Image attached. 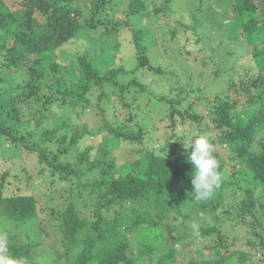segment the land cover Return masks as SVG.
Listing matches in <instances>:
<instances>
[{"label":"trees","instance_id":"obj_1","mask_svg":"<svg viewBox=\"0 0 264 264\" xmlns=\"http://www.w3.org/2000/svg\"><path fill=\"white\" fill-rule=\"evenodd\" d=\"M217 1L221 5L220 11L227 10L231 21L225 24L224 21L212 24V28L222 34L223 39L220 41L217 39L216 43L205 42L206 37L214 35L211 32L212 36L204 35L201 32L202 28L195 23L189 32H192L196 46L190 50L198 48V56L193 55L191 51L185 53L187 58L185 60L190 61V66L185 65L183 69L187 84L180 85L182 72H174L179 79L176 91L173 90L174 97L160 98V102L166 108V116L173 125L176 115L181 122L189 119L197 124L200 132L211 128L214 138L208 135L209 141L218 142L232 155L229 162H224L218 153L213 152V156L219 162L218 172L222 183L209 200L197 202L192 193L193 169L186 159L191 145L187 153L180 156L160 154L159 152L167 150V144L159 152L150 148L138 150L139 156L133 163L120 161L118 157H109L110 152L104 146L97 156L94 154L96 151L94 144L84 147L82 151L76 146L84 134L96 136L101 128H106L117 141L142 144L146 139L145 129L138 124H135L137 128L135 132L132 127L125 124L117 128L111 126L104 119L102 104L113 95L112 92L109 95V87L118 88L120 98L122 94L131 91L134 93L135 89L143 95L149 88L137 78L128 82L121 81L118 77L125 74L123 67L99 73L87 59L88 51L85 45V38L92 32L98 37L117 36L122 29H128L132 32V41L138 54L134 71L146 67V70L161 75L163 68L153 66L144 54V48L140 44L142 32L133 31L130 24L132 18L143 13L144 1L127 0L125 20H113L109 19L108 14L112 11L110 5L112 0H0V103L4 102L11 107L8 113L16 118L17 126L26 124L31 128L26 135L17 137L15 128L0 122V135L8 137L12 143L21 142L24 150L36 153L39 163L48 162L53 175L59 177L60 181L75 183L78 191L87 189L89 195L93 196L90 200L96 217L93 221L88 222L80 218L73 204L66 210L56 213L63 227L67 264H134L135 259L128 255L133 246L126 237L127 232L136 235L137 255L146 258L147 264L152 263L149 255L154 256L156 253L157 264H177L175 250L168 247L161 233L155 231L157 223L153 218L156 217L160 221L168 216V211L179 212L181 206L179 198L194 202L195 206L198 205L200 210L207 213V217H214L218 223L210 225L198 221L196 216L187 214L179 216L184 224L180 223V227L172 228L171 231L175 233H171L174 236L171 240L184 243L186 247L197 239L208 237L212 241L210 243L206 240V244L201 247L207 252V257H204L202 252L201 255L193 253L187 264H233L229 262V258L232 257L237 260L235 264H256L251 261L248 252L234 255L235 253L228 249L221 252L219 247L214 245V240H218L220 247L226 248L222 244L225 243L226 234L221 232V225L225 223L232 227L250 224L253 229L257 228L251 235L259 238V245L250 241L248 244L253 250H261L260 255L264 260V230L256 218V208L264 209V74H262L264 47L258 49V45H264V5L259 7L256 0ZM171 2L172 0H164L153 14L158 16L164 13L171 18L172 11L168 6ZM15 13H20L22 19H17ZM218 15L221 19L225 16ZM36 16L43 17L45 21L43 31L37 35ZM100 26H103L102 30ZM171 34L176 35V32L173 31ZM81 35L86 37L80 38ZM188 40L189 38L186 42ZM80 41H84L85 48L73 60L60 55L62 47ZM219 43L227 45L225 50L220 52ZM234 45L239 50L234 51ZM223 55L231 58L234 65L240 68L236 70L235 67L227 65L226 67L219 58ZM32 56L35 58L31 60ZM246 56L247 59L244 58ZM254 73L257 75L258 86L255 85L256 79L250 81ZM223 75L229 77L228 89L240 92L242 100L234 101L230 96L221 97L216 94L213 99L215 104H208V119L198 111L191 112L193 103L189 99V92L195 94L194 99H207L206 91L209 90V86L223 78ZM186 100L190 103L183 106ZM23 106L32 110L21 111ZM53 106L61 113L87 112L93 120V126L83 124L80 130L73 129L72 133L65 131L61 140L57 141V153L49 158L47 147L40 148L35 144L34 130H37L44 121V112ZM138 108L137 106L134 108L135 113L131 111L129 121H132L131 115L137 117ZM129 109L131 110L130 106ZM95 115L99 118L98 121L94 118ZM64 129L62 126L61 130ZM57 131L60 130L41 132L40 137L52 142ZM200 132L192 137L193 141L201 135ZM31 141L33 142L29 144ZM71 148L77 150L74 165L62 158V155L65 156ZM236 161H241L251 174L252 186L248 189H244L242 180L237 178ZM81 165L85 167L81 169ZM11 173L12 170L7 169L1 177L0 215L19 227L36 220L38 202L32 192H21L20 188L13 186L16 178ZM225 175L226 179L223 178ZM85 177L87 180L82 181ZM227 189L231 192L228 193ZM73 191V187H70V192ZM238 194L241 196L238 206L217 214L226 195L234 197ZM158 201L165 205L163 209L159 210ZM134 204L144 207L145 212L134 220L131 219L132 222L127 220L128 215L122 211H118L116 217L102 215L111 208H115L116 211L130 208ZM158 211L161 212L159 216ZM246 215L255 219L256 224L246 223L243 220ZM193 223L199 224L198 235L192 228ZM8 239L11 241L9 245L11 254L30 264L32 259L29 250L35 244H23L15 235ZM74 249L77 250L71 254Z\"/></svg>","mask_w":264,"mask_h":264},{"label":"rangeland","instance_id":"obj_2","mask_svg":"<svg viewBox=\"0 0 264 264\" xmlns=\"http://www.w3.org/2000/svg\"><path fill=\"white\" fill-rule=\"evenodd\" d=\"M143 1L145 4L143 13L132 18L130 24L133 31L142 32V40L140 41V44L144 48V54L153 66L160 67V69L163 68L161 75H158L151 70H146V67L134 71L138 61V54L132 41V32L128 31V29H122L117 36L110 35L98 37L92 32L89 34L90 38L84 35H81L80 38H87H85V45L88 51L86 57L92 62V65L99 73L102 74L111 69L123 67L125 69V74L118 77L121 81L128 82L133 80V78H137L149 88V91H144L143 95L135 89L134 93L131 91L122 94L120 98L118 88L109 87V95L111 92L113 95L111 97L108 96L110 98L105 99L102 104L104 108V119L106 122H109L111 126L117 128L119 125L125 124L130 128L132 127L135 132L137 129L135 128V124H138L145 129L146 139L142 144L117 141L111 136V133L106 128H101L100 130L95 128L96 130H99L96 133V136L84 134L85 136L77 143L76 146L79 151H82L84 147L94 144L96 146L94 154L97 156L101 151V147L104 146L107 147L110 152L109 157L114 156L118 157L120 161L133 163L139 156V153H137L138 150L150 148L159 152V150L167 144V150L159 152L160 154L180 156L187 153L188 147L192 145L193 142L192 137H195L196 134H199L200 132L196 127L197 124L192 123L189 119L181 122L176 115L174 116L173 125L166 116V108L162 102H160V98L168 96L169 99H172L174 97L175 91L178 87L177 82L179 81V79L173 74L174 72L179 73V71H181L182 73L180 75L179 84L182 86L187 84L183 69L185 65L190 66V61L185 60V53L186 51H191L190 49L196 46L195 40L192 36L193 34L191 31L189 32L190 28L197 23V25L202 28L201 32L204 35H208L210 32L214 35L213 37H206L204 41H212L213 43H216L217 39L220 41L223 37L221 36L222 34L217 33L215 28H212V24L214 25L216 22L221 21L222 23L224 21V24L231 22L230 17L228 16L229 14H227V10L220 11L221 5L218 4L217 0H172L168 5L172 11V17L169 18L164 13L159 14L158 16L153 14L154 10L159 8L164 0ZM256 2L259 7L264 5V0H256ZM110 5L112 11L108 13L109 19L125 20L124 14L127 10V0H112ZM147 13L151 15L147 16ZM15 14L17 19H22L20 13ZM218 14H225V16L221 19ZM44 23L45 21L43 17H35L36 35L43 31ZM99 28L102 30L103 26H100ZM173 31L176 32V35L171 34ZM211 34L210 36H212ZM187 38H189L188 42H186ZM219 45L220 52L227 47V45L222 43H219ZM263 47L264 45H258V49ZM84 48V41L72 45L68 44L67 46L62 47L63 50L60 51V55L62 57L68 56V58L73 60L74 57H77L83 52ZM215 50L216 45L214 46V51ZM233 50L235 51L239 49L237 47L235 48L234 45ZM191 52L193 55L198 56V48H194ZM34 58L35 57L32 56L31 60ZM219 58L223 60L225 66L235 67L236 70L240 68V66L234 65L233 60L227 55H223ZM244 58L247 59V56ZM196 61H198V58H196ZM262 74H264V72H262ZM256 76L257 75L254 73L250 78V81L253 82L256 79ZM228 79L229 77L223 75V78L214 81L212 85L209 86V90L206 91V94L208 95L207 99H194L195 94L190 91L189 99H191V102L193 103V111L191 112L196 113L198 111L208 119V104H215L213 99L216 94L221 95V97L230 96L234 101H241L242 96L240 92L230 91L228 89ZM189 82L192 83L191 81ZM258 84L259 83L256 79L255 85L258 86ZM170 89L172 90L171 92ZM189 103L190 102L186 100L183 102V106H186ZM129 106L131 110L129 109ZM136 106L139 107L137 109L138 115L137 117L131 115L132 121H129L128 118L131 111L135 113L134 108H136ZM238 107H240V105H238ZM178 108L181 109L180 106ZM28 109L32 110L29 107L23 106L21 111L27 112ZM10 110L11 107L6 103H0V122L15 128L14 130L16 131L15 134L17 137L26 135L27 131L31 128L26 124L21 127L17 126L16 118L8 113ZM239 110L240 109L238 108V111ZM33 113H35V110ZM25 117L27 118L28 116ZM43 117L44 121H42L41 126H39L37 130H34V142L40 148L47 147L49 158L51 155L57 153V141L61 140L62 134L65 131H71L72 133L73 129L74 131L80 130L82 129L83 124L88 127L93 126V120L87 112H78V114L77 112L74 113V111L70 114L61 113L56 106L48 108V110L44 112ZM94 118L96 121L99 119L96 115ZM62 126L65 128L64 131L61 130ZM54 129H59L60 131L56 132V137L52 142L40 137L41 132L47 130L52 131ZM21 130H23V132ZM200 133L201 135H209L211 138H214L211 128ZM32 142L33 141L29 144ZM210 143L213 145V152L218 153L224 162H229L232 157L229 151L218 142ZM76 151L77 150L71 148L65 156L62 155L63 160H67L74 165L76 163ZM235 164L236 169L238 170L237 178L242 180L244 189L250 188L252 186L251 174L241 161H236ZM83 167H85V165L80 166L81 169ZM7 169H11L12 173L15 175L16 179L13 183L14 187L17 186L20 188L21 192H32L38 202V214L36 220L32 223H26L19 227L14 226L5 216L0 215V231L6 232L8 237L15 235L17 240L21 243L23 242V244H35V246L29 250L32 259L30 264H67L65 251L66 241L64 240L63 227L60 219L57 218L56 213L66 210L70 204H73L80 218H84L88 222L93 221L96 219L93 213V208L90 204V200L93 196L89 195L87 189L78 191L77 188H75V183L70 181H60L59 177L53 175L51 165L48 162L39 163L36 153H29L24 150L21 142L12 143L8 137L0 135V181L3 172ZM12 173L11 175H13ZM223 178L226 179L227 175ZM86 180V177L82 179V181ZM70 187H73V192H70ZM227 192L230 193V189H227ZM4 194L6 193L4 192ZM179 200L181 203L179 212H176V210L168 211V216H165L163 220L159 221L154 217L153 221L157 223L155 231L161 233L165 243L168 244V247L175 250L177 264H187L188 260L192 258L193 253L201 255L202 252L204 257H207V252L201 247L206 244V240H209L210 243H212V241L208 237L202 238V240L197 239L192 245L190 244L186 247L184 243L180 244L171 240L175 233L171 231L173 230L172 228L180 227V223L184 224L179 216L181 214H187L188 216H196L198 221L206 224L210 223V225H212L218 223L215 222L214 217H207V213L202 209L200 210L198 205L195 206L194 202L187 200L184 201L182 198H179ZM240 201V194L235 195L234 197H228V195H226L223 203L219 206L217 214H222L223 211L230 207L238 206ZM157 205L159 210L165 207L162 201H158ZM133 210L135 211L132 212ZM118 211H122L128 215L127 220L131 221V219L134 220L139 215H143L145 209L144 207L134 204L131 205L130 208H122L116 211L115 208H111L108 212L102 213V215L103 217H116ZM160 214L161 212L158 211V216ZM263 217L264 209L260 210L257 207L256 218L259 221L261 228L264 230ZM243 220L246 223L256 224V220L249 215L244 216ZM221 226V232L223 231L226 234L225 243H222L226 248L220 247V242L214 240V245L218 246L221 252H223L224 249H228L232 253L234 252V255L241 252H248L251 261L256 264H264L263 257L260 255L261 250H253L252 246L248 244V241H250L257 246L259 245V238L251 235V232L256 231L257 228L253 229L250 224L247 226L238 225L239 227H232L225 223ZM177 230L181 231L179 229ZM126 237L128 238L130 245L133 246L131 253L128 255L130 258L132 257L135 259L134 264H147L146 258H141L137 255L136 250L138 245L136 235L133 232H127ZM157 243H159V238L157 239ZM8 244H11L9 239ZM76 250L77 249H74L71 254ZM149 256L152 260L151 264H157L156 259L158 258V253L154 256ZM235 259L236 258L233 257L229 258V262L235 264L237 263V260L235 261Z\"/></svg>","mask_w":264,"mask_h":264},{"label":"clouds","instance_id":"obj_3","mask_svg":"<svg viewBox=\"0 0 264 264\" xmlns=\"http://www.w3.org/2000/svg\"><path fill=\"white\" fill-rule=\"evenodd\" d=\"M186 159L193 169L191 184L195 201L209 200L214 191L220 187L222 178L218 172L219 162L213 156V145L206 135H198L194 139ZM192 228L198 235L199 224L193 223ZM0 264H24L22 260L11 254L8 235L4 231H0Z\"/></svg>","mask_w":264,"mask_h":264}]
</instances>
